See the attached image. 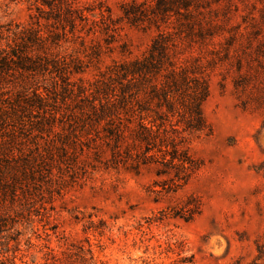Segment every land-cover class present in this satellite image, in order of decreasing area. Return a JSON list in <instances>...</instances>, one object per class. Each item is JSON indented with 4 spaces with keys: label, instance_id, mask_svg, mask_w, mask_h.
I'll return each mask as SVG.
<instances>
[{
    "label": "trees",
    "instance_id": "1",
    "mask_svg": "<svg viewBox=\"0 0 264 264\" xmlns=\"http://www.w3.org/2000/svg\"><path fill=\"white\" fill-rule=\"evenodd\" d=\"M220 2L122 5L121 22L155 35L139 56L121 44L128 57L104 70L115 41L103 45L95 36L111 37L118 24L109 19L99 27L83 13L74 16L76 10L61 0H42L47 17L37 8L35 22L1 31L0 238L45 185L91 164L135 173L156 165L174 186L197 172L189 149L211 130L203 113L210 77L230 62L238 49L233 38L242 34L230 25L226 9L214 7ZM221 37L226 46L219 49ZM19 235L12 238L17 245ZM15 259L7 260L17 264ZM68 264L95 263L82 249Z\"/></svg>",
    "mask_w": 264,
    "mask_h": 264
},
{
    "label": "rangeland",
    "instance_id": "2",
    "mask_svg": "<svg viewBox=\"0 0 264 264\" xmlns=\"http://www.w3.org/2000/svg\"><path fill=\"white\" fill-rule=\"evenodd\" d=\"M61 1L99 27L109 19L118 24L111 37L95 36L103 45L115 41L102 70L128 57L121 44L139 56L155 35L120 20L122 5L151 0ZM41 2L0 0V33L35 22L37 8L47 17ZM214 7L226 9L242 34L233 38L238 49L230 62L210 77L203 113L211 130L189 149L197 172L174 186L156 165L135 173L95 163L55 179L0 238V264L14 257L17 264H68L82 249L95 264H264V0H221ZM225 41L217 39V48Z\"/></svg>",
    "mask_w": 264,
    "mask_h": 264
}]
</instances>
